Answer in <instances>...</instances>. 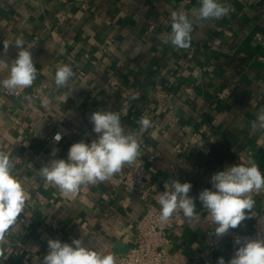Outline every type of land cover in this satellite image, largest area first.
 <instances>
[{
  "label": "crops",
  "instance_id": "crops-1",
  "mask_svg": "<svg viewBox=\"0 0 264 264\" xmlns=\"http://www.w3.org/2000/svg\"><path fill=\"white\" fill-rule=\"evenodd\" d=\"M220 2L229 7L225 17L199 20V0H0V57L10 66L16 39L22 37L24 47L35 41L30 51L38 76L24 92L44 83V104L38 106L47 111L39 115L25 99L0 92V150L9 154L28 196L24 212L5 234L3 264H42L49 239L71 243L82 238L94 250L113 252L116 262L129 250L144 211L137 195L108 179L66 198L56 186H46L38 172L48 159H66L71 144L94 140L89 118L97 110L119 112L126 131L139 132L141 117L151 121L138 136L137 160L114 177L140 163L163 187L174 178L192 184L189 195L198 219L189 223L183 216L182 227L167 231L165 255L178 250L187 264H217L219 257L228 261L234 243L225 235H215L219 244L192 261L207 241L209 215L198 197L212 189L211 176L227 166L252 159L264 173V133L251 130L264 108V0ZM62 10L67 18L58 22L56 13ZM174 11L193 21L187 49L162 42L171 32ZM64 64L75 73L67 98V89L54 84L56 69ZM4 72L8 75L7 68ZM225 88L229 95L220 99ZM159 89L167 95L156 98ZM122 106L127 113H121ZM57 130L63 138L54 142ZM251 195L254 207L234 229L243 234L255 232L254 223L264 215V193ZM23 215L32 222L21 233ZM38 252L41 257L35 259Z\"/></svg>",
  "mask_w": 264,
  "mask_h": 264
},
{
  "label": "clouds",
  "instance_id": "clouds-1",
  "mask_svg": "<svg viewBox=\"0 0 264 264\" xmlns=\"http://www.w3.org/2000/svg\"><path fill=\"white\" fill-rule=\"evenodd\" d=\"M197 10L199 20H219L229 12V7L220 0H199ZM171 32L162 41L178 49H187L191 42L193 21L184 12L171 13ZM18 49L15 59L9 66L0 57V68H7L8 75L0 80V92L30 88L38 76L30 48L24 47V40L18 37L15 41ZM8 44L4 43V52ZM75 73L70 65L58 66L54 84L57 89H67L66 98L73 90L69 81ZM136 97H133L135 99ZM29 102L31 103V98ZM92 131L97 138L91 143L81 140L73 143L66 159H50L38 172L45 185L56 186L66 198L75 197L82 187L103 182L119 173L125 165L134 163L140 155L138 136L151 127L148 117H141L137 123L139 132L127 130L121 123L117 111L93 112L90 116ZM253 132L264 133V108L256 114L251 122ZM59 142L62 137L57 133L54 137ZM57 149L51 155L56 156ZM14 164L3 150H0V262L7 260L3 245L5 234L24 212L28 199L23 182L13 174ZM212 189L205 188L199 193V201L215 227L217 237L224 236L229 229H235L246 218L254 207L252 193H264V173L257 163L249 159L245 163L225 167L211 176ZM192 188L190 182L181 183L178 179L165 182L164 191L158 192L157 202L160 205L159 219L167 223L175 213L182 212L184 218L191 223L198 219L196 204L189 195ZM247 210V212H246ZM48 252L42 264H116L113 252L105 254L90 248L82 238L73 239L71 243L59 239L47 241ZM234 254L227 264H264V237L256 239L236 237ZM217 264H226L224 257H219Z\"/></svg>",
  "mask_w": 264,
  "mask_h": 264
},
{
  "label": "built area",
  "instance_id": "built-area-1",
  "mask_svg": "<svg viewBox=\"0 0 264 264\" xmlns=\"http://www.w3.org/2000/svg\"><path fill=\"white\" fill-rule=\"evenodd\" d=\"M177 1L179 3H191L194 0ZM66 18V11L62 10L56 13V20L58 22H62ZM34 45L35 41L30 40L26 42L25 48L31 47L30 49H32ZM5 69L6 68H0V80L7 77L4 72ZM80 74L82 75V79L86 78V74L83 71H80ZM45 89L46 85L44 83H38L32 89L31 93H25L24 89L5 90L4 93L25 99L28 104H31L32 109L35 110L36 113L44 116L47 112L46 107H41L42 105L39 107L38 105L44 104L41 99V95L43 94ZM187 90L190 91L189 88H187ZM165 95H167V90L165 89H159L154 93V96L156 98H161ZM228 95L229 90L227 88L221 90L218 93V97L220 99H226ZM29 97L31 98V103L29 102V99H26ZM120 111L121 113L125 114L128 110L126 106H122ZM177 121L178 119L176 117L173 118L170 122V126H176ZM57 133H59L63 138V132L57 130L52 135V141L54 142H57L54 139ZM96 138L97 134L94 133V139ZM70 146L68 147V150ZM17 160L18 159H16V161ZM49 161L50 159L46 161L45 165ZM111 179L120 183L128 193L137 195L141 199L144 206V211L136 222V232L132 245L130 246L127 253L117 260L116 264H187L185 256H183L180 251H173L170 256H166L163 250V247L169 242V238L166 235L167 231L174 227H182L183 225L182 212L175 213L167 223H163L160 221V205L157 202V196L158 192H163L165 190L164 187L156 181H151L148 178L146 168L140 163L133 164L123 174L117 177L112 176L110 180ZM206 219V245L204 249H202V251L193 256V262H196L200 257L209 255L213 248L220 242L219 239L215 237V227L217 225L211 224L210 217ZM263 220L264 215H261L253 225L254 229L256 230L253 233L243 234L234 229H229L228 233L225 234V236L228 239L232 240L233 243L236 237H248L252 239L262 237L260 235V230ZM19 222L21 224V233H24L26 232V228L31 224L32 220L29 216L23 215L19 218ZM236 247H238V245L233 244L232 253L229 259H231V257L233 256ZM33 257L35 259H39L41 257V252L34 253Z\"/></svg>",
  "mask_w": 264,
  "mask_h": 264
}]
</instances>
